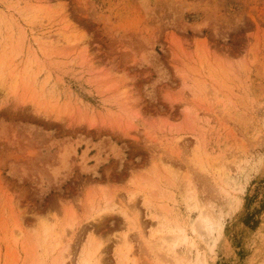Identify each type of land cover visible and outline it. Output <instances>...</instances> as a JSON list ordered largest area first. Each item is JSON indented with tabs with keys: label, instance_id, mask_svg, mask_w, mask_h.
I'll use <instances>...</instances> for the list:
<instances>
[{
	"label": "rangeland",
	"instance_id": "1",
	"mask_svg": "<svg viewBox=\"0 0 264 264\" xmlns=\"http://www.w3.org/2000/svg\"><path fill=\"white\" fill-rule=\"evenodd\" d=\"M0 67V264H264V0H0Z\"/></svg>",
	"mask_w": 264,
	"mask_h": 264
},
{
	"label": "bare ground",
	"instance_id": "2",
	"mask_svg": "<svg viewBox=\"0 0 264 264\" xmlns=\"http://www.w3.org/2000/svg\"><path fill=\"white\" fill-rule=\"evenodd\" d=\"M1 72L2 71H0V73ZM1 76H3L2 73H1L0 77ZM0 79H2V77ZM195 211L198 212V214L200 213L198 207L196 208ZM208 215H210V214L208 213ZM193 229H194V231H193L194 235L197 234L199 232V230H202V229H204L206 231L208 229L209 234L210 233L213 234L216 231V225L213 224L212 221H210V219L207 217V215H205V213L203 212V214L199 215L197 224H196L195 228H193ZM178 239H179V237L175 238L177 243H178ZM197 242H196L194 236H190L188 234H184L183 235V243L188 244L190 250H192V252L194 251L199 256L201 254V248L199 247ZM175 244H176V242H175ZM56 246H57V248L59 247V245H56ZM126 256H127V254H126ZM84 264H101V257H100V254H99V250L95 249V247L93 245H92L91 249L89 250V252L87 254V257L84 259Z\"/></svg>",
	"mask_w": 264,
	"mask_h": 264
}]
</instances>
